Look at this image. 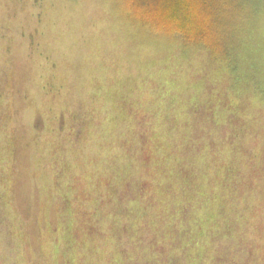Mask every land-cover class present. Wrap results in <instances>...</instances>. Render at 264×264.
Returning <instances> with one entry per match:
<instances>
[{"label": "rangeland", "instance_id": "rangeland-1", "mask_svg": "<svg viewBox=\"0 0 264 264\" xmlns=\"http://www.w3.org/2000/svg\"><path fill=\"white\" fill-rule=\"evenodd\" d=\"M242 13L239 73L139 23L130 0H0V264H115L112 230L100 258L81 225L106 232L118 211L121 226L153 219L120 235L139 257L136 235L162 240L175 215L170 189L231 172L243 229L225 202L230 228L264 264V0ZM220 197L200 200L221 217Z\"/></svg>", "mask_w": 264, "mask_h": 264}, {"label": "trees", "instance_id": "trees-1", "mask_svg": "<svg viewBox=\"0 0 264 264\" xmlns=\"http://www.w3.org/2000/svg\"><path fill=\"white\" fill-rule=\"evenodd\" d=\"M246 1L130 0V5L131 10L139 20L138 22L142 25L152 27L160 33L174 34L185 45L198 48L202 47L207 50L215 63L225 64L231 70L241 73L239 68L244 67L241 65L242 56L240 57L239 55L241 45L238 41L242 39L241 32L244 30V19L246 18L244 15L246 14L242 13V8L245 6ZM247 99L249 98H246L245 102H248ZM239 103L241 104V102ZM233 175L232 172L225 173V178L222 179V182L218 181L212 187L198 185L196 190H192L191 185L188 184L191 191L186 196L184 195L183 187H180V185L174 186L173 191L170 189V193L172 194L167 200L169 203L165 206L170 209V216L173 214L176 216L174 215L169 218L163 225L162 231L164 235H161L163 241L159 240L157 236L148 238L147 236L150 232L147 236L143 237L136 235L134 239H136L135 243L138 245L134 247H139L142 250L139 257L136 256V252L132 253V251L125 248L127 242L121 239L120 235L123 237L124 230H127L126 232L133 236L138 228L143 233L147 225L152 228L153 219H150L147 223L145 219L143 220V217L142 221L137 220L136 217L132 221L130 219L132 216L127 214L128 216L124 220L125 226H121L120 218L123 215L121 211L116 212L118 214H114V218L118 217L119 221L113 220L112 225L109 226L106 232H102L101 229H96L94 220L93 222L92 220H90L91 222L88 221V225L86 226L82 224L81 230L85 229L88 231V235L81 247L87 252L93 249L94 252H98V257L101 258L102 252L105 249L102 247L106 245V241L104 242L103 239L108 237L106 235H108V230L111 229L114 234V244L112 245L113 249L110 253L113 255L116 252L120 255L119 262L115 264H247L249 260L246 258V254L244 256L242 246L236 244L239 241L234 238L238 228H230V217L227 215L228 211L225 209L226 207L230 208L234 215V224L238 225L242 230L243 227L239 225L238 216L235 214V211H238L240 217H242L238 206L241 198H238L239 189L235 185L236 181L232 179ZM226 179H230V181L224 182ZM192 191H194L193 195ZM201 191L205 194H202ZM216 191H221L224 198L222 199L218 196ZM178 195L179 198H177ZM201 197H205L204 199L208 197H217L216 199H219L220 197L222 203L220 207L222 212L221 217L217 216L218 214L214 210L208 212L206 201L204 200L202 202L200 200ZM231 201L234 202L231 203ZM225 202H230V207L229 205L225 207ZM191 203L194 207V212L189 208L191 207ZM219 204L220 201H218L217 206ZM203 205L206 207L205 214L198 212L199 208ZM208 207L210 209L213 208L211 204ZM223 212H225V215L222 216ZM138 213L139 216H143L142 210H138ZM184 215H187V217ZM179 216L182 217L180 218ZM179 218L181 225L178 222ZM207 218L209 222L205 225ZM214 221H217V224ZM159 228L160 225H158L157 229ZM173 232L175 235H173ZM221 233L225 234L220 235L221 237L227 236L231 240L229 247L224 248L222 254H218L217 250H215L216 241L213 242V240H218L220 237L219 234ZM89 235H91L93 240ZM77 237L79 239L78 235ZM100 237H102V241H100ZM95 238L101 244L96 242V246H94L87 243L94 241ZM211 240L212 243L210 242ZM79 241L81 242L80 239ZM131 243L133 246L134 243ZM244 243L246 245V242ZM197 244H203L204 246L199 249ZM98 247L102 251H97ZM91 261L98 262L96 260ZM85 262L86 264H90L87 260ZM109 263H111L110 260Z\"/></svg>", "mask_w": 264, "mask_h": 264}]
</instances>
